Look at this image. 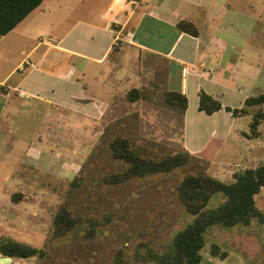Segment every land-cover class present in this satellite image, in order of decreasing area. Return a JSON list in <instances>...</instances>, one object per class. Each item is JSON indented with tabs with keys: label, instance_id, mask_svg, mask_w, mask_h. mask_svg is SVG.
<instances>
[{
	"label": "crops",
	"instance_id": "0c3cea01",
	"mask_svg": "<svg viewBox=\"0 0 264 264\" xmlns=\"http://www.w3.org/2000/svg\"><path fill=\"white\" fill-rule=\"evenodd\" d=\"M183 20L198 35L179 29ZM25 59L36 68L21 71ZM146 87L186 95L182 150L215 177L253 163L259 138L247 134L264 104L246 101L264 92V0H44L0 35V124L37 109L50 135L38 139L40 158L56 159L60 135L92 134L120 95ZM201 93L222 108L200 110ZM0 149L4 162L26 159L17 141Z\"/></svg>",
	"mask_w": 264,
	"mask_h": 264
},
{
	"label": "rangeland",
	"instance_id": "374dc122",
	"mask_svg": "<svg viewBox=\"0 0 264 264\" xmlns=\"http://www.w3.org/2000/svg\"><path fill=\"white\" fill-rule=\"evenodd\" d=\"M167 92L146 87L135 102L120 95L101 121L90 124L92 134L60 135L62 149L56 159L40 158L36 150L38 139L50 136L40 133L43 119L37 109L9 119L8 128L0 124V147L17 141L18 148L27 151L18 167L13 158L4 162L6 151L0 149V239L47 251L45 258H14L12 264H155L141 255L149 249L163 251L193 219L179 198L180 183L200 170L213 175L212 166L200 159L169 174L136 177L119 186L102 180L125 168L110 150L117 137L129 139L152 159L182 151L180 115L167 106ZM261 112L264 105L254 111ZM258 131L253 138H259V158L235 168L257 167L264 161V119ZM230 171L219 177L232 181ZM221 200L216 197L213 205ZM256 201L264 211V188ZM59 212L71 219L61 227L54 224ZM212 244L219 245L226 258L213 256ZM202 254V264H264V224L213 226Z\"/></svg>",
	"mask_w": 264,
	"mask_h": 264
},
{
	"label": "trees",
	"instance_id": "16d2710c",
	"mask_svg": "<svg viewBox=\"0 0 264 264\" xmlns=\"http://www.w3.org/2000/svg\"><path fill=\"white\" fill-rule=\"evenodd\" d=\"M44 0H0V35L11 32ZM179 29L192 35H198V29L191 21L183 20L178 23ZM142 90L133 89L127 97L130 102L139 100ZM165 102L168 107L184 114L188 107V98L181 92H167ZM248 106H262L264 92L247 99ZM200 110L213 114L222 108V104L212 96L201 93ZM239 111L234 110L237 114ZM243 112V111H241ZM264 119V112L254 115L251 123L249 138L257 137L258 128ZM112 157L122 162L125 168L118 173L103 177L102 182L119 186L136 177H146L156 174H169L174 170L187 166L199 158L187 150L169 154L161 159H152L144 154L143 149L134 147L125 137H117L110 143ZM77 178L73 182L75 185ZM264 188V161L257 167H249L236 171L233 180L223 181L204 170L187 175L178 187V194L185 210L193 219L180 229L163 251L149 249L143 260H151L155 264H202V250L206 244V233L213 226L227 228L238 225L249 226L256 221L264 224V211L257 205L256 196ZM221 196L222 200L216 205L213 201ZM65 213L59 212L54 224L61 227L67 223ZM70 225V223H69ZM213 256L226 258L219 245L212 244ZM0 254L13 258L28 259L32 257L45 258L47 251L13 239H0Z\"/></svg>",
	"mask_w": 264,
	"mask_h": 264
},
{
	"label": "built area",
	"instance_id": "2783aa9c",
	"mask_svg": "<svg viewBox=\"0 0 264 264\" xmlns=\"http://www.w3.org/2000/svg\"><path fill=\"white\" fill-rule=\"evenodd\" d=\"M120 40H121V36H116L115 39H114V46H119L120 44ZM36 63L31 61V60H28V59H25L20 65H19V69L21 71H25L27 69H35L36 68Z\"/></svg>",
	"mask_w": 264,
	"mask_h": 264
},
{
	"label": "water",
	"instance_id": "95a60500",
	"mask_svg": "<svg viewBox=\"0 0 264 264\" xmlns=\"http://www.w3.org/2000/svg\"><path fill=\"white\" fill-rule=\"evenodd\" d=\"M13 259V257L2 255L0 256V264H12Z\"/></svg>",
	"mask_w": 264,
	"mask_h": 264
}]
</instances>
